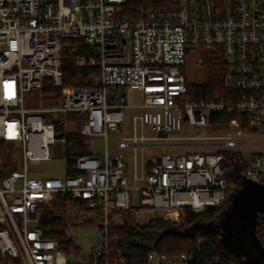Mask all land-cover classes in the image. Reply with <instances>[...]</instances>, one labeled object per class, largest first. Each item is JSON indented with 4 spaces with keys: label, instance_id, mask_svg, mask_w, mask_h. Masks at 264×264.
Returning a JSON list of instances; mask_svg holds the SVG:
<instances>
[{
    "label": "built area",
    "instance_id": "2783aa9c",
    "mask_svg": "<svg viewBox=\"0 0 264 264\" xmlns=\"http://www.w3.org/2000/svg\"><path fill=\"white\" fill-rule=\"evenodd\" d=\"M199 47L223 57L224 86L237 93L240 119L212 136L204 134L211 116L230 103L189 96L186 57ZM68 48L77 68L92 71V84L64 87ZM129 90L139 103H128ZM33 91H47V101L56 91L60 97L51 107L28 109ZM69 114L83 117L79 132L91 151L74 160L73 175L65 155L75 126ZM187 127L199 132L183 134ZM246 133L264 136V0H0V142L22 162L21 170L8 171L0 161V264H68L39 220V208L59 194H69L74 210L99 229L103 243L94 259L126 217L139 225L180 222L187 210L219 209L236 189L230 177L264 185V149L246 157L237 148ZM234 151L242 153L243 174ZM55 158L65 161L61 177L40 168ZM263 226L264 212L256 232ZM148 264L192 259L152 250Z\"/></svg>",
    "mask_w": 264,
    "mask_h": 264
},
{
    "label": "trees",
    "instance_id": "16d2710c",
    "mask_svg": "<svg viewBox=\"0 0 264 264\" xmlns=\"http://www.w3.org/2000/svg\"><path fill=\"white\" fill-rule=\"evenodd\" d=\"M139 1H136V5ZM73 48L64 51L63 56V85L64 87H78L92 84L90 76L91 70L79 69L75 66ZM208 68V81L201 86H192L186 79L189 96H197L207 100L223 99L229 102V107L217 115L210 118L211 127L217 130H224L232 120L240 119V115L234 107L233 99L237 96L234 91L228 90L224 86L225 71L223 57L212 55L205 59ZM185 72V71H184ZM56 100L60 97V92H54ZM67 119L73 121L74 130L66 134L65 155L67 159V175H73L71 169L74 160L82 154L91 153L89 146L85 144V138L81 136L83 117L69 114ZM61 122H57V132L63 133ZM12 145L7 142H0V161L3 167L9 166L8 159L14 155ZM237 156L241 162L240 172H245L242 153L239 151L231 152ZM231 153L224 152L226 156ZM10 169H8L9 171ZM7 172V170H6ZM230 183H238L234 178H229ZM232 191L228 192V197ZM77 202L72 200L69 194H59L49 203L39 208V220L44 230L46 238L56 240L63 253L71 251L78 252L79 248L73 239L68 236L70 209H75ZM219 209H211L201 213L186 211L185 217L180 222H172L156 218L147 224L139 225L129 217L125 219V225L114 227L110 230L108 241L109 248L101 258H92L87 264H121V259L126 264H148L150 251L157 250L168 256L187 254L192 259V264H234L229 253L225 251L217 240L210 234L196 230L187 231L199 222L212 221ZM83 225H95L91 219L86 220ZM264 251V226L261 232H256Z\"/></svg>",
    "mask_w": 264,
    "mask_h": 264
},
{
    "label": "rangeland",
    "instance_id": "374dc122",
    "mask_svg": "<svg viewBox=\"0 0 264 264\" xmlns=\"http://www.w3.org/2000/svg\"><path fill=\"white\" fill-rule=\"evenodd\" d=\"M199 54L195 52H189L186 57V67L185 76L188 83L192 86H201L208 81V68L204 63H200V59H207L209 50L205 47L197 48ZM49 95L47 91H33L29 93L26 100V108L28 109H41L46 107H51L56 103V99L47 101L46 97ZM140 101V95L137 91H128V103L137 104ZM133 110H128L126 112L127 118L131 116ZM125 133L133 132L131 124L125 123L123 126ZM70 132L74 130V126L68 129ZM219 131L215 128L208 127L205 131L206 136H212L218 134ZM199 132L197 127H187L184 129L183 134H194ZM120 136V134H117ZM153 136V135H152ZM114 148V142H110V149ZM237 148L247 157L254 152H261L264 149V136L255 133H246L245 135L238 138ZM96 149L98 152L103 151V146L96 144ZM157 151V150H154ZM169 148L165 149V153L169 154ZM9 169L21 170L22 162L21 158L11 157L8 159ZM65 167V161L60 159H54L52 161H46L42 163L40 168H42L46 174L55 177H61L63 175ZM69 218V228L67 234L71 237L75 245L79 248L78 252L71 251L66 254L68 264H87L93 258V252L95 249L103 243L99 229L95 225H83L86 221L83 216H80L74 209H70L68 212ZM250 245V244H249ZM251 246V245H250ZM251 248V247H250ZM235 263V259L232 254H229Z\"/></svg>",
    "mask_w": 264,
    "mask_h": 264
},
{
    "label": "flooded vegetation",
    "instance_id": "af4514ba",
    "mask_svg": "<svg viewBox=\"0 0 264 264\" xmlns=\"http://www.w3.org/2000/svg\"><path fill=\"white\" fill-rule=\"evenodd\" d=\"M241 188L242 182L239 181L235 191L219 208L216 217L210 222H199V230L212 235L225 251L232 254L236 264H264V251L261 250L256 229L248 237L246 228L231 215L232 195L237 194ZM209 223L210 226H207Z\"/></svg>",
    "mask_w": 264,
    "mask_h": 264
},
{
    "label": "water",
    "instance_id": "95a60500",
    "mask_svg": "<svg viewBox=\"0 0 264 264\" xmlns=\"http://www.w3.org/2000/svg\"><path fill=\"white\" fill-rule=\"evenodd\" d=\"M57 154L59 153L57 152ZM262 212H264V185L244 179L241 190L232 195L231 215L246 228L248 237L256 228L257 215ZM210 224H207V226H210ZM199 228L200 223H197L187 231L194 232ZM261 250H263L262 247Z\"/></svg>",
    "mask_w": 264,
    "mask_h": 264
}]
</instances>
